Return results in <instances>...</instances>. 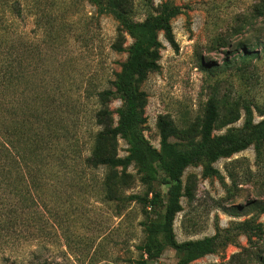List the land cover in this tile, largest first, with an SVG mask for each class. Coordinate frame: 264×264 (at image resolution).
I'll return each mask as SVG.
<instances>
[{"label": "rangeland", "instance_id": "rangeland-1", "mask_svg": "<svg viewBox=\"0 0 264 264\" xmlns=\"http://www.w3.org/2000/svg\"><path fill=\"white\" fill-rule=\"evenodd\" d=\"M119 1L135 21L157 14L165 1L181 7L171 19L177 46L159 33L158 68L137 84L145 93L142 134L153 147L159 148L160 120L173 129L171 142L184 147L197 141L209 100L218 112L214 135L240 128L246 106L253 122L264 118V0ZM20 2L21 29L51 53L44 57L48 66L39 69L37 83L54 91L55 103L47 110L56 120L53 137L48 136L47 171L30 169L36 180L29 185L16 183V174L8 182L0 176V264H140L146 258L139 246L147 214L126 197L150 198L156 192L164 201L167 186L142 181L134 164L123 171L82 163L91 154L95 131L103 134L99 153L124 156L129 147L122 138L104 135L117 122L114 111L121 100L106 97L102 103L96 96L113 89L128 55L113 49L119 23L107 12L98 13L93 0ZM124 37V46H130L133 39ZM48 58L61 63L52 69ZM27 85L32 86L31 79ZM99 107L113 113L94 125ZM21 130L26 141L34 136L30 126ZM213 166L221 178L203 176L201 165L183 171L182 209L173 222L176 241L211 236L218 227L234 241L189 264H264V146L260 160L249 146ZM163 211L159 205L151 214ZM244 220L259 228L239 232L235 225ZM176 261L175 251L167 247L149 264Z\"/></svg>", "mask_w": 264, "mask_h": 264}, {"label": "trees", "instance_id": "trees-1", "mask_svg": "<svg viewBox=\"0 0 264 264\" xmlns=\"http://www.w3.org/2000/svg\"><path fill=\"white\" fill-rule=\"evenodd\" d=\"M93 1L97 5L98 13L107 12L118 21L119 34L113 49L118 52L127 51L128 54L121 64L120 71L115 75L113 89L99 91L96 94L102 103L106 97L121 100L120 106L114 111L117 122L107 129L104 135L112 139L122 138L129 147L124 156L99 153L98 148L103 134L95 131L91 135L93 143L91 154L84 157L82 163L85 168L87 164L91 168L105 165L109 168L121 167L123 171L134 164L142 173V181L158 180L167 186L164 201L156 192L150 198L147 195L136 194L126 197L139 203L147 214L146 219L141 222L145 238L139 246L146 258L140 264H149V261L158 259L167 247L175 251L177 257L175 264H189L202 256L213 254L227 243H232L235 236L217 227L211 236L182 242L175 239L173 222L175 215L182 209L180 198L184 195L181 180L183 171L188 166L201 165L203 176L221 178L213 163L249 146L253 147L255 158L260 160L264 146V118L253 122L252 111L246 106L244 121L240 128L214 135L212 132L218 119V112L216 104L209 100L197 141L184 147L171 142L169 137L173 134V129L168 122L160 120L159 148L153 147L142 134L141 127L146 121L143 111L145 93L138 89L137 84L149 71L158 68L157 61L162 47L159 33H163L172 47L177 46L171 19L181 12V7L165 1L161 4L160 12L148 14L143 21H135L119 0ZM20 3V0H0V176L4 182H8L11 174H16L18 176L16 183L29 185L36 180L32 179L30 169L36 166L44 174L49 167L51 145L48 136L49 134L52 136L54 132L51 126H54L56 119L49 116L47 109L53 102L55 103L51 102L55 93L48 87H38L39 69L48 66L44 57L51 53L48 52V45H41L36 37L27 36L21 29L23 11ZM125 35L133 39V43L128 47L124 46ZM48 60L52 69L61 63L57 58L55 61L50 58ZM28 79H31L30 88L27 85ZM67 96L65 93V98ZM112 113L99 107L93 114L94 125L104 124L106 116ZM263 114L264 112L261 113ZM25 125L34 129V136L26 138L29 141L23 139L21 127ZM23 141L26 142L25 147L21 145ZM113 178L115 177H109V181L111 182ZM19 184L15 186L18 187ZM159 205L164 207L163 213L152 215ZM235 227L242 233H247L248 230L253 232L259 228L247 220L237 223ZM262 232L264 234V231Z\"/></svg>", "mask_w": 264, "mask_h": 264}]
</instances>
